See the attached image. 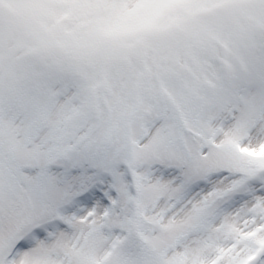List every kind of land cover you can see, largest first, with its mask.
<instances>
[{
    "label": "snow or ice",
    "instance_id": "1",
    "mask_svg": "<svg viewBox=\"0 0 264 264\" xmlns=\"http://www.w3.org/2000/svg\"><path fill=\"white\" fill-rule=\"evenodd\" d=\"M0 264H264V0H0Z\"/></svg>",
    "mask_w": 264,
    "mask_h": 264
}]
</instances>
